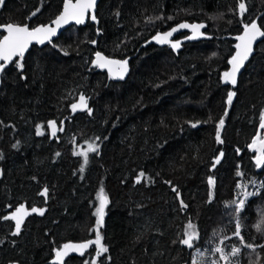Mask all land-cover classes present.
<instances>
[{
    "label": "trees",
    "instance_id": "obj_1",
    "mask_svg": "<svg viewBox=\"0 0 264 264\" xmlns=\"http://www.w3.org/2000/svg\"><path fill=\"white\" fill-rule=\"evenodd\" d=\"M63 2L4 0L0 25H46ZM95 17L2 74L0 264H49L65 243L94 240L101 189L108 251L97 257L91 245L64 264H264V224L256 227L264 166L255 167L249 147L264 111V39L237 83H222L244 25L264 30V0H102ZM183 22L204 24L203 39L178 51L148 44ZM96 53L126 60L128 77L113 81L94 65ZM81 95L91 114L73 112ZM52 121L63 129L55 137ZM89 145L97 151L85 164L74 153ZM21 205L44 214L25 217L13 235L15 221L3 217ZM237 220L254 251L235 236ZM189 223L198 233L192 249L181 243Z\"/></svg>",
    "mask_w": 264,
    "mask_h": 264
},
{
    "label": "snow or ice",
    "instance_id": "obj_2",
    "mask_svg": "<svg viewBox=\"0 0 264 264\" xmlns=\"http://www.w3.org/2000/svg\"><path fill=\"white\" fill-rule=\"evenodd\" d=\"M4 3V0H0V6H2ZM96 0H64L63 3V11L56 17L55 20L52 21V25H55L53 27L52 25L47 26H37L35 28L30 29L27 25H18V24H7V25H0V31L3 33H6L5 35L0 38V72H3L4 68L15 58H19V61L23 60L24 54L29 48V46L35 42L38 44H44L46 41L48 43L52 42V37L56 35L57 29L62 27L65 24H68L71 21H75L77 24H81L84 22L85 17L89 14L90 10L95 9ZM240 14L243 15L246 11V7L244 3H240L239 5ZM35 15V13H33ZM93 20L96 19L95 15L93 14L91 16ZM204 27L202 24H186L182 23L178 26V28H173L172 31L167 32L163 35H157L155 37V40L157 43L165 44L169 43V38L173 35L175 31H177L179 28H190L193 31V37L200 35L199 30ZM264 36V30L261 29L260 26L257 25V23L253 22L251 24H245L244 25V33L243 35H240L236 37V39L239 41L238 44H236L237 52L232 57V59L229 61V63L232 65L231 71L224 73V82L225 83H231L232 85L236 84V77L237 73L239 72L240 68L243 67L244 62L248 59L249 55L252 52V45L254 41L257 39V37ZM173 48L179 47L178 43L172 44ZM67 54V53H65ZM17 61V66L22 68V64ZM96 66L98 67H107L109 70L110 75H114L115 78L123 79L124 75L128 71L127 67V61H117V60H109L100 55V53L96 54ZM113 66H116L118 71L113 73ZM235 96V92H229L227 103L231 105L233 97ZM72 110L73 112L77 110H88L89 114H91V110L88 109V104L86 98L81 95L79 98V103L72 104ZM224 121L220 120L219 126L216 133V139L218 142L222 143L223 141L220 138V129L223 128ZM193 127H196L195 124L192 125ZM49 128H51L52 136L55 137L57 131H62L63 129H57V125L55 121L49 122ZM260 128L264 129V114L261 115V124ZM37 134L42 135L43 133L38 128ZM249 147L257 154L256 156V166L261 167L264 166V137L257 135V137L252 141L251 145ZM97 148L95 145H89L87 152H77L74 153L75 155H81L84 158V163L87 164L88 162V153L89 152H96ZM59 155V153H57ZM221 156L223 153L220 154ZM2 158V157H0ZM219 159L215 161V163H219ZM84 169L81 168V172ZM143 173H140V176L143 177ZM137 183H140V180L137 179ZM209 184H214V181L210 178ZM264 187V185H262ZM176 189L173 188V191ZM41 195L47 197L48 190L47 188L44 189ZM258 193H244L245 199H247L248 196H254ZM97 199L100 201L99 207L96 208V211L94 215L96 216V237L94 240H89L84 243H65L61 249L57 250L55 255L56 259L53 261V264H64L65 257L69 255V253L77 252L81 256L84 255L85 250H87L91 245H95V251L96 256L99 257L103 253H106L108 251L107 247L104 246L102 243L103 237L100 234V227L103 226L104 223V216H105V208L108 204V198L104 194L103 189L100 190ZM182 206L186 207V205H183V202L181 201ZM245 200H240L239 203L236 205L237 213L241 209L244 208ZM31 213H38L39 215L44 214L43 209L38 208H32L31 212H29L23 205L18 207L10 216L3 217L6 220H13L15 221V232H13V235H19L21 232V226L24 222L25 217L31 215ZM264 224V220L261 221L260 224H257V231H261V225ZM240 223L239 220H237L236 224V231L235 236L238 237L241 240V243L244 244L245 247L253 248L251 244H246L243 240V237L240 233ZM184 237L181 240V243L185 246H187L189 249L194 247V241L198 238V233H196L194 225L191 223L188 224L187 230L184 232ZM260 247H264V245H260ZM255 249L253 248V251ZM216 252L220 253V258L222 260H225L227 262V256L224 255V250L222 248L217 247L215 249ZM240 252L239 248H233L232 255H236ZM95 264V262H93ZM195 264V262H194Z\"/></svg>",
    "mask_w": 264,
    "mask_h": 264
},
{
    "label": "water",
    "instance_id": "obj_3",
    "mask_svg": "<svg viewBox=\"0 0 264 264\" xmlns=\"http://www.w3.org/2000/svg\"><path fill=\"white\" fill-rule=\"evenodd\" d=\"M102 0H96V5H95V9H94V11L93 10H90V12H89V14L85 17V20H84V22L83 23H81V24H77V23H75V21H71V22H69L68 24H65V25H63L62 27H60L59 29H57V33H56V35L55 36H53L52 37V42L53 41H55V40H57L60 36H61V34L64 32V31H66L67 29H69V28H71V27H73V26H75V27H79V26H85L86 25V23L88 22V21H94L92 18H91V16L94 14L95 15V13H96V10H97V7H98V5H99V3L101 2ZM64 3V2H63ZM63 11V4H62V7H61V10H60V13ZM59 13V14H60ZM58 14V15H59ZM56 19V18H55ZM55 19H53V20H55ZM52 20V21H53ZM52 21L50 22V23H48V24H46V25H40V26H47V25H52ZM183 23H186V24H190V23H187V22H183ZM180 24H182V23H180ZM180 24H178V25H176V26H174V27H172L171 29H169L168 31H166V32H163V33H159V34H157V35H163V34H165V33H167V32H170V31H172V29L173 28H178V26L180 25ZM194 24H201V23H194ZM190 25H193V24H190ZM202 25H204V24H202ZM53 27H55V25H52ZM205 29H206V26L204 25V27H202L200 30H199V32H200V35H198V36H196L195 38H190V37H193V31H192V29H190V28H179L177 31H175L174 33H173V35L169 38V43H165V44H160V43H157L156 42V40H155V37L157 36V35H155V36H153L150 40H149V42H148V44H153V45H155L156 47H158V48H166V47H170L172 50H174V51H177V50H179L180 48H181V46L183 45V44H186V43H196V42H199V41H201L202 39H203V37H204V31H205ZM0 32H2V31H0ZM3 33V32H2ZM185 33H187L188 34V36L187 37H185V38H182V39H180V40H177V41H173L174 40V38L176 37V36H179V35H181V34H185ZM243 33H244V30L242 31V33L240 34V35H243ZM4 35L6 34V33H3ZM239 35V36H240ZM238 37V36H237ZM263 39H264V36H260V37H257V39L254 41V43H253V45H252V52H251V54L249 55V57H248V59L244 62V65H243V67H241L240 68V70H239V72L237 73V77H236V83H237V81H238V79H239V77L241 76V74L243 73V71H244V69H245V67L247 66V64L249 63V61H250V59L253 57V54H254V50H255V48L259 45V43H261L262 41H263ZM236 40V44H238L239 43V41L237 40V39H235ZM51 42V43H52ZM173 43H178L179 44V47H177V48H173L172 47V44ZM50 43H48L47 41L44 43V44H38V43H35V42H33L30 46H29V48L27 49V51L25 52V54H24V57L27 55V53L31 50V48L33 47V46H37L39 49H42V48H44V47H46V46H48ZM236 46V45H235ZM236 52H237V49H236V47H235V51H234V53H233V56L236 54ZM97 54V53H96ZM96 54H95V56H94V65L96 66V64H95V61H96ZM100 55H102L101 53H100ZM103 56V55H102ZM232 56V57H233ZM103 57H105V56H103ZM18 58V57H17ZM17 58H15V59H17ZM106 59H109V60H113V59H110V58H107V57H105ZM15 59L13 60V62L15 61ZM232 59V58H231ZM118 61V60H117ZM13 62H11V63H9L5 68H4V70H3V72L7 69V68H9L10 67V65L13 63ZM0 63H2V62H0ZM96 67H98V66H96ZM127 67H128V71H127V73L124 75V78L123 79H119V78H115L114 77V75H110V73H109V70H108V68L107 67H98L100 70H102V71H104L113 81H115V82H120V81H123V80H125L127 77H128V75H129V64H128V62H127ZM231 68H232V65L229 63V66H228V70H227V72L228 71H231ZM118 71V69H117V67L116 66H113V73H115V72H117ZM3 72H0V87H1V76H2V73ZM222 83L225 85V86H234V85H232L231 83H225L224 82V76L222 77ZM76 243H84V242H76ZM89 249H91V246L87 249V250H85V252H84V254L89 250ZM81 255L79 254V253H77V252H72V253H69V255L67 256V257H65V261L67 260V259H69V258H71V257H80ZM56 259V255L54 254V256H53V258L50 260V262H49V264H53V261ZM64 261V262H65Z\"/></svg>",
    "mask_w": 264,
    "mask_h": 264
},
{
    "label": "rangeland",
    "instance_id": "obj_4",
    "mask_svg": "<svg viewBox=\"0 0 264 264\" xmlns=\"http://www.w3.org/2000/svg\"><path fill=\"white\" fill-rule=\"evenodd\" d=\"M262 114H264V111L262 112ZM262 114H261V115H262ZM260 124H261V119H260V123H259V129H258V132H257L255 138L257 137V135H260V136L264 137V129H261V128H260ZM255 138H254V139H255ZM254 139H253V140H254ZM252 153H253L252 158H253V161H254V163H255V167H256V168H260V167H257V166H256V156H257L258 153L254 152L253 150H252ZM96 227H97V226H96ZM196 241H197V240H196ZM196 241H194V245L196 244ZM184 246H185V245H184ZM187 248H188V247H187ZM188 249H189V248H188ZM191 249H192V248H191Z\"/></svg>",
    "mask_w": 264,
    "mask_h": 264
},
{
    "label": "flooded vegetation",
    "instance_id": "obj_5",
    "mask_svg": "<svg viewBox=\"0 0 264 264\" xmlns=\"http://www.w3.org/2000/svg\"><path fill=\"white\" fill-rule=\"evenodd\" d=\"M30 29H32V28H30ZM4 34L2 33V32H0V38H2V36H3ZM180 36H183V37H180ZM188 36V34L187 33H185V34H181V35H179V36H176L175 38H174V40L173 41H177V40H180V39H182V38H185V37H187ZM33 47H37V46H33ZM32 47V48H33ZM31 48V49H32ZM38 48V47H37ZM170 48V47H169ZM174 51V50H173ZM178 51V50H177ZM18 59V58H17ZM16 60V59H15ZM3 74V73H2ZM1 86H2V76H1ZM0 89H1V87H0Z\"/></svg>",
    "mask_w": 264,
    "mask_h": 264
}]
</instances>
